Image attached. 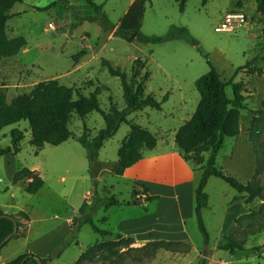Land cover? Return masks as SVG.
<instances>
[{
  "label": "rangeland",
  "instance_id": "obj_1",
  "mask_svg": "<svg viewBox=\"0 0 264 264\" xmlns=\"http://www.w3.org/2000/svg\"><path fill=\"white\" fill-rule=\"evenodd\" d=\"M92 1L100 8L97 9L88 0H21L10 9L18 13L9 21V25L15 27L14 36L23 35L31 48L29 54L19 56L28 62L29 69L32 68L29 56L34 55V60L42 50L61 53L63 51L59 50V44L62 43L67 54L72 52V43L67 39L72 33L76 34L74 40L81 46L91 45L90 52L95 56L90 64L70 77L43 82L48 84L46 91L53 103V110L65 107L70 99H79V93L89 94L97 84L104 86L97 95L102 109H108L110 97L118 108H122L125 103L120 78L110 72L105 61L127 72L133 65L139 69L144 67L140 69L141 73L145 70L149 72L145 82L146 92L162 101L161 106L133 111L127 118L156 135L159 141L162 137L170 140L172 134L182 127L187 116L196 109L199 92L194 81L209 70V61L219 69L226 83L227 95L233 96V84L236 83L246 106L240 111L238 134L225 137L217 153L216 164L243 183L254 179L262 185L263 197L237 193L223 179L211 176L206 185L208 206L202 211L208 240L198 228L194 207L190 208L185 226L192 242L163 239L166 242L160 247L153 243L159 240L155 239L142 246H135L125 238H101L84 220L90 216L99 227L108 228L102 220L104 208L99 198L104 195L115 196L133 204L131 191L136 182L131 177L119 176L110 171L117 162L118 148L129 131V124L122 123L98 150L94 172L89 168L86 149L75 138L57 145L45 143L37 148L29 143V134L25 131L20 141V150L11 154L21 166L37 165L44 184L24 205L30 218L28 235L22 239L11 238L2 247L0 255L10 259L34 244L54 264H72L79 252L99 239L103 243L89 251L78 264H165L173 260V255L187 251L189 244L201 252L194 264H199L203 257L206 258V264H264V120L257 130L258 154L250 138L251 120L264 101V15L257 11L256 1L186 0L184 8L180 9L178 0H148L141 24L142 34L165 38L174 32L172 27H186L183 36L159 42L138 39L127 42L114 33L110 37L111 31H104L98 19L104 14L109 23H117L130 0ZM228 10L243 11L248 16V23L235 31L216 32L214 26ZM67 19L71 22L67 29H44L48 21L60 23ZM83 34H86V39L81 41ZM40 65L44 67L41 73L50 69L44 62ZM32 70L39 72L35 67ZM9 75L8 82L25 79V72L13 68L12 64ZM88 82L96 84L89 86ZM4 89L10 108L13 101L22 97L29 98L33 88L27 85ZM54 91L57 93L56 98L51 97ZM164 96H167L165 100ZM80 104L83 108L89 106L81 99ZM12 117V114L5 112L2 120ZM68 125L77 135L86 131L93 136L104 125V119L96 110L90 111L84 119L72 113ZM16 126L26 128L28 121L22 119L3 126L0 129L1 146L11 144L10 131ZM10 157L0 155V208L8 211L10 209L5 204H15L25 198L24 190L18 188L11 196L16 185L7 176V160ZM184 161L187 166L197 168L194 159ZM153 204L155 202H151L150 206ZM142 206V203L135 204L120 210L118 217L132 219L121 222V225L126 223L128 226H138L145 223L146 219L138 218L144 213ZM68 218L75 221L74 226L67 222ZM171 228H176L171 236L181 237L178 220L173 221ZM228 237L242 242L243 248L231 252L219 247ZM196 248H192V251L195 252Z\"/></svg>",
  "mask_w": 264,
  "mask_h": 264
},
{
  "label": "trees",
  "instance_id": "obj_2",
  "mask_svg": "<svg viewBox=\"0 0 264 264\" xmlns=\"http://www.w3.org/2000/svg\"><path fill=\"white\" fill-rule=\"evenodd\" d=\"M19 1L21 0H0V57L14 56L26 44L23 35L9 37L5 27V21L10 16L9 9ZM57 1L64 2L66 0ZM88 1L95 5L97 9L100 8V6L96 5L92 0ZM185 1L186 0H178L180 9L184 8ZM255 1L257 11L264 15V0ZM54 2L55 1H53V3ZM147 2L148 0H133L127 11L117 23H109L104 14L98 19L99 23L104 31L113 30L116 36H119L127 42H132L135 39L144 42H159L171 37L178 38L184 35L186 31V27L184 26L172 27L171 29L174 30V32L165 38H157L142 34L141 24ZM185 38L195 43L194 40L189 39L187 36H185ZM85 53V50L81 49L72 55V58L77 61ZM105 64L112 74L120 78L125 103L124 107L118 108L110 97L108 109H102L99 105L97 95L99 89L104 86L97 84L95 89L89 94L79 93V99H70L67 104L68 106L57 107L53 110V103L46 91L48 84H43L44 81H42L32 86L33 89L29 98H19L13 101L12 107L9 108L10 105L7 104V93L3 87H0V129L7 124L19 122L22 119L27 120L28 129L32 134L31 143L37 148H40L45 143L56 145L69 138H75L86 149L89 168L94 172V168L98 161V150L103 146L105 141L116 133L122 123H128L129 131L121 140L117 152V164L114 167V172L116 174H122L125 168L140 160L145 150L152 149L157 142L156 135L128 120L127 115L133 111L142 110L145 107L160 108L162 101L157 100L151 93L146 92L145 82L149 78V72L145 70L141 73L142 71L140 69L144 67H140L139 69L136 68V65H133L129 72H127L120 68L113 67L107 61H105ZM208 64L210 65L209 70L198 76L194 81L195 88L199 92V100L196 109L174 135L175 142L182 157L186 160L194 159L196 167L201 170V176L194 191V213L198 228L206 240H208L209 234L202 216V211L208 206L209 196L205 187L209 177L216 176L223 179L231 185L237 193H245L251 197H263L262 185L257 183L254 179L243 183L237 177L225 172L216 164V156L224 144L225 137L238 134L240 111L246 108V106L243 102V95L239 88H237V84H233V96L229 97L225 91L226 83L222 80L219 69L213 66L209 61ZM87 84L93 86L96 83L88 82ZM51 97L56 98L57 93L54 91ZM166 97L167 96H164L163 100H165ZM80 99L88 103L89 106L83 108L80 104ZM92 110L101 113L104 119V125L100 127L93 136H90L86 131H83L79 135L74 133L68 125L71 114L75 113L84 119ZM5 112L12 114L13 117L11 119L2 120V115ZM255 113H257V115L251 120L250 138L253 142L255 152L258 154L259 143L257 141V130L260 123L264 120V101L262 107L255 111ZM26 128L21 129L17 126L11 129V144L7 146L0 145V155L15 153L19 150L18 144L23 139L24 132L27 130ZM136 139H139V141L136 142ZM25 178H31L24 186L25 190L30 193H36L44 183L42 177L28 167H21L13 174V182L15 183ZM137 187H140L139 183H135L133 187V197L138 193ZM99 201L101 204L107 206L119 202L111 196L100 197ZM6 214L7 213L0 210V242L7 234L12 232L14 227L13 219ZM9 215L13 216L19 225L18 216L16 214ZM18 215L26 218L28 217L24 211H20ZM84 220L90 224L93 231L98 233L101 238L109 236L110 231L100 228L90 216H86ZM16 235H18L17 232L12 237ZM115 238H125L131 242L133 241L132 237H122L120 234H116ZM164 242L166 241L163 239L153 241L154 244L160 247H162L161 245ZM6 243L0 246V251ZM102 243V241L97 240L95 243L88 246L72 264L80 263L89 251L97 248ZM219 247L233 252L235 249H242L243 243L232 237H228L225 242L219 244ZM24 257L27 258L22 264H52L51 258L39 257V263L37 255L26 251L0 264L19 263ZM199 264H206V258H201Z\"/></svg>",
  "mask_w": 264,
  "mask_h": 264
},
{
  "label": "crops",
  "instance_id": "obj_3",
  "mask_svg": "<svg viewBox=\"0 0 264 264\" xmlns=\"http://www.w3.org/2000/svg\"><path fill=\"white\" fill-rule=\"evenodd\" d=\"M132 1L133 0L129 1V4L126 7L125 12L129 8ZM10 9H9L10 16L5 21V27H6L7 35L9 37H16L19 35L14 36L15 27L12 24L9 25V21L13 17V15H16L18 13L11 12ZM47 23H49V21ZM72 26L73 29L74 25L72 24ZM44 29L48 30V27L45 26ZM10 32H12L13 34H10ZM112 34H113V30L110 32V37ZM75 37H76L75 33H72L67 37V39L70 40L72 43L71 46H73V51L69 52L68 54L66 53V49L65 51L58 54H55L54 52L42 50L39 54L37 55L35 54L36 56L34 60H32L34 55L29 56L31 57V60L29 62L32 63L31 67L37 68L39 72H32L33 71L32 68L31 69L27 68L28 62L19 58V56H21L24 53L25 55L29 54L31 50L25 38L26 40L25 46H23L16 55L9 57H0V86L4 88L11 86L13 87L27 86V85L33 86L39 82L48 79L70 77L76 74L77 71L81 70L82 68L90 64V62L92 61L95 55L90 52L91 45L85 44L81 46L78 42L74 40ZM85 39H86V34L81 35V41ZM59 45L61 46L63 44L61 43ZM102 47L99 48L98 51H100ZM81 49L85 50L86 53L83 56H81L79 60L75 61L72 58V55H74L76 52H78ZM88 54H90V57H87ZM42 62L46 63L48 68H50L46 73L40 72L44 70V67L40 65V63ZM11 64L13 68L18 69V71L25 72V76H24L25 79L19 82L7 81L9 75V67ZM191 114L187 116V118L184 120V123L191 116ZM26 129H27L26 130L27 133L29 134L28 141L30 144H32L31 143L32 134L30 133L28 127ZM174 134L175 132L172 134V139L170 140L162 137L163 139L159 141V139L157 138V142L155 146L152 149H148L147 152L145 151L143 157L140 160H138L131 166L125 168L122 174H117L119 176H127L128 178L131 177L133 181L140 184V187H137L138 193L135 195V197H133L131 191V196H132L131 199H135L138 201V203L135 204H139V205L141 203L143 204L142 208L144 210V213H141L138 216V218L139 219L144 218L147 221L145 223H140V225L138 226L135 225L128 226L126 225V223L121 225V222H126L132 219L129 217L120 218L118 217V212L120 210H126L127 208H129V206L135 204H130L129 200L127 201L119 200L115 196H111L117 199L119 202L117 204H112L108 206L101 204L102 207L104 208V215L102 217V220L107 223L108 228H106V230L110 231L109 236H116V234H120L122 237H132L133 241L131 242V244L133 243L135 246H142L145 243L155 239L176 240L187 243L192 242L190 236L187 235L186 233L187 229L185 226H186V218L189 216L190 208L192 209L194 207L193 196H194L195 187L201 176V170L198 168H193V167L191 168L186 165L184 159L181 157L182 155L175 142ZM18 146L20 150V142ZM5 155L11 156L10 159L7 160V167H8L7 176L13 183L14 172L20 169L21 167H27V166H21L20 162H18L17 159H15L12 156L13 154L7 153ZM116 164L110 170L113 173H115L114 167L116 166ZM28 168L34 170L35 172L38 173V175H40L37 165L28 166ZM30 179L31 178H25L16 183L15 182L13 183L14 186L16 185V188L14 189V191H11V196L13 197L17 188L22 189L24 190V194H25L24 201L21 199L19 202L15 204H5V206L9 207L10 211L0 208V210H2L7 214H16L18 216V221H19L18 230H17L18 235L12 238L22 239L26 236V234L28 235L27 227L30 222V218H29V212L26 209H24V205H27V201L30 200L33 194L35 193H30L26 191L24 186ZM1 180L2 178L0 177V181ZM140 193H145L146 196L140 197L139 196ZM103 197H107V196L104 195ZM151 202H155V205L153 204V206H150ZM20 211H24L28 217L26 218L24 216L18 215ZM177 213L179 215L178 219L176 218ZM129 214L130 212L127 213V215ZM68 219L69 221L67 222L74 226L75 224L74 220L70 218ZM174 220H178L180 222V228L178 229V232L181 234V237L170 235L174 233L176 229V228L170 229ZM190 246L191 245L189 244V249L187 251H181V253L173 255L172 256L173 260L168 261L165 264H194L195 262H197V258H199V256L201 255V252L196 247H192V248H196L195 252H193ZM25 251L33 253L40 258H50L47 257L42 252V249H40L38 246L34 244L27 247ZM82 252L78 253V257ZM16 256L10 259H5L0 255V263L9 261L15 258ZM233 261L234 259L232 260V262ZM51 262L52 264H54L52 260Z\"/></svg>",
  "mask_w": 264,
  "mask_h": 264
},
{
  "label": "built area",
  "instance_id": "obj_4",
  "mask_svg": "<svg viewBox=\"0 0 264 264\" xmlns=\"http://www.w3.org/2000/svg\"><path fill=\"white\" fill-rule=\"evenodd\" d=\"M70 21L63 20L62 22L58 23L55 21H50L47 24L48 29H67L68 24ZM248 23V16L246 13L240 10H228L225 11L224 15L222 18L216 23L214 26V30L216 32H222V31H235L238 27L244 26ZM66 48L64 45L60 46V50L64 51ZM140 197H145V193H140Z\"/></svg>",
  "mask_w": 264,
  "mask_h": 264
},
{
  "label": "water",
  "instance_id": "obj_5",
  "mask_svg": "<svg viewBox=\"0 0 264 264\" xmlns=\"http://www.w3.org/2000/svg\"><path fill=\"white\" fill-rule=\"evenodd\" d=\"M131 203L135 204V203H138V201L135 200V199H133V200L131 201ZM6 215H8L9 217H11V218L13 219L14 227H13L12 232H10L9 234H7V235L4 237V239L0 242V246H2L4 243H6L8 240H10V238H11V237L17 232V230H18V224H17L16 219H15L13 216L9 215V214H6ZM26 258H27V257H24V258L22 259L21 262H19V263H15V264H22V262H24V261L26 260ZM37 259H38V262L40 263V260H39L40 258L37 257ZM40 264H41V263H40Z\"/></svg>",
  "mask_w": 264,
  "mask_h": 264
}]
</instances>
